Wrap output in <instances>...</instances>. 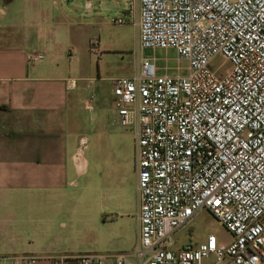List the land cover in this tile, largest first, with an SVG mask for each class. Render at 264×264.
Instances as JSON below:
<instances>
[{
	"label": "built area",
	"instance_id": "2783aa9c",
	"mask_svg": "<svg viewBox=\"0 0 264 264\" xmlns=\"http://www.w3.org/2000/svg\"><path fill=\"white\" fill-rule=\"evenodd\" d=\"M119 1L129 13L137 4L142 48H173L186 67L158 73L146 55L130 75L110 78L116 120L133 132L138 241L126 252L77 254L74 263L264 264V0ZM215 56L221 60L210 65ZM40 58L26 54L28 62ZM201 209L230 238L176 245ZM35 259L0 254V264Z\"/></svg>",
	"mask_w": 264,
	"mask_h": 264
},
{
	"label": "crops",
	"instance_id": "0c3cea01",
	"mask_svg": "<svg viewBox=\"0 0 264 264\" xmlns=\"http://www.w3.org/2000/svg\"><path fill=\"white\" fill-rule=\"evenodd\" d=\"M72 14L57 0H0V254L35 264H75L77 254L126 252L138 241L135 158L133 168L124 159L111 86L96 94L85 73L100 32ZM32 52L42 58L26 61Z\"/></svg>",
	"mask_w": 264,
	"mask_h": 264
},
{
	"label": "rangeland",
	"instance_id": "374dc122",
	"mask_svg": "<svg viewBox=\"0 0 264 264\" xmlns=\"http://www.w3.org/2000/svg\"><path fill=\"white\" fill-rule=\"evenodd\" d=\"M63 6H68L73 11L72 20L76 25L83 21L90 31L99 29L100 41L98 47L102 50L99 60L98 53L89 52V60L85 65V73L92 76L91 83L94 82L98 88L96 94H106L110 85V78L114 76L130 75L137 65L140 64L141 56L149 55L154 58V64L158 73L169 75L181 74L185 72L186 63L183 59L176 56L173 48L165 49H146L142 48L137 41V29L132 24V17L127 9L130 7L127 3L119 0H57ZM88 1V5L86 4ZM134 12L137 11V4L132 5ZM122 17L123 22L114 23L113 18ZM97 47V44L95 43ZM97 47V48H98ZM221 58L215 56L210 61V65H216ZM227 63L219 67L218 73L227 68ZM101 76V77H100ZM94 80V81H93ZM101 102L107 108V98L100 96ZM86 115V114H85ZM87 115L93 117L94 113ZM86 115V117H87ZM105 118H110L106 110ZM89 119V118H88ZM119 125V124H118ZM124 146L123 156L127 165L134 166V140L132 129L128 126H121ZM93 140L89 139L86 153L91 154L93 150ZM106 141L101 143L100 153L106 150ZM106 164V163H104ZM92 164L88 166L87 176L91 174ZM135 173V172H134ZM101 191L103 189L101 188ZM100 195L99 191L95 192ZM207 234H212L219 242H226L230 234L223 225L215 219L206 209L199 210L191 219L186 227L179 230L176 234L175 244H184L188 242L202 241Z\"/></svg>",
	"mask_w": 264,
	"mask_h": 264
}]
</instances>
